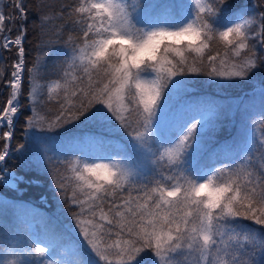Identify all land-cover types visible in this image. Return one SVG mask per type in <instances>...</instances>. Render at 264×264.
Instances as JSON below:
<instances>
[{
	"label": "snow or ice",
	"instance_id": "obj_1",
	"mask_svg": "<svg viewBox=\"0 0 264 264\" xmlns=\"http://www.w3.org/2000/svg\"><path fill=\"white\" fill-rule=\"evenodd\" d=\"M9 6L11 13L0 11V48L15 47L16 59L0 110V183L16 187L34 178V168L44 171L82 237L72 264H264V129L225 159L202 165V137L219 109L206 98L185 99L189 77L230 87L264 67V0L239 10L229 0L150 7L142 0H77L41 14L31 67L24 46L30 9L25 0ZM65 16L66 24L48 31ZM58 56L61 77L42 84L48 59ZM26 72L32 113L26 131L55 134L38 140H55L79 122L123 130L128 146L96 156L82 149L55 162L44 153L23 159L28 173L8 170L9 159L26 156L25 144L13 147ZM45 88L49 100L58 98L51 116L37 109ZM173 111L180 115L174 129L168 125ZM89 139L105 143L103 134ZM59 247L54 238L30 234L0 264H68L55 259Z\"/></svg>",
	"mask_w": 264,
	"mask_h": 264
},
{
	"label": "trees",
	"instance_id": "obj_2",
	"mask_svg": "<svg viewBox=\"0 0 264 264\" xmlns=\"http://www.w3.org/2000/svg\"><path fill=\"white\" fill-rule=\"evenodd\" d=\"M77 0H25L29 10L27 21V38L25 48L27 52V66H32V60L37 56L36 45L40 42V16L47 12H59L62 8L74 5ZM145 7L152 5H171L178 3L179 0H142ZM255 0H229L232 9L239 10L245 5L251 6ZM6 13H11L12 9L5 6ZM65 20H54L48 26L51 31L53 24H66ZM12 36L15 29L19 31V23L13 26ZM69 27L64 30V38H67ZM57 48L63 51V45H57ZM16 59L15 47L11 52L0 48V110L7 103L11 89L6 87L5 81L10 79L12 63ZM63 60L62 56L48 59L47 70L42 73L41 83L46 84L59 79L62 75L57 64ZM27 72L22 85L23 95L21 103L25 106L23 113L18 117L15 124V137L13 147L23 143L26 145V117L30 116V101L28 98L29 84ZM264 67L259 68L250 80L238 81L232 83L230 87H218L216 81H211L206 76L189 77L187 99L206 98L214 105L218 106L219 115L212 119L213 127L210 129L208 138L216 150L204 154L199 158L202 165L211 166L218 158L225 159L234 146L242 144L246 140V135L252 128V123L258 121L260 131L264 129V98L261 97L260 89L264 87ZM41 103L37 109L43 114L54 115L58 111V98L55 94L51 100L48 99L47 89L43 90L40 97ZM180 116L174 120L170 128L174 129L179 122ZM79 123V122H77ZM6 130V129H5ZM92 128L86 130L81 127L60 130V135L55 140H46L44 143H38L34 146L26 145V156H13L9 159L5 167L16 173L18 176L28 173V169L23 166V159H31L41 156L46 149L53 150L47 155L56 160H72L80 154L83 149L87 153L96 155L116 154L121 149L128 146V137L121 131H101L105 143L100 144L89 139L92 134ZM55 135V134H54ZM44 137H47L46 135ZM69 137L76 139L69 144ZM129 152L131 149H128ZM57 152V153H55ZM47 163V160H45ZM31 180L25 179L18 185L20 190H11L0 183V262L11 258L10 251L16 245L26 243L27 228L33 225L34 235L40 233L41 236L54 238L60 245L58 253L55 256L58 260L67 261L72 264L76 256L74 250L82 242L78 240L73 229L75 221L72 219V210L58 199L54 186L50 178L45 175L42 169H33ZM38 177V178H36ZM39 182V183H37ZM45 196L49 204L48 207L41 204L39 200ZM41 202V203H40ZM250 226L260 229L261 226L252 225L251 221L246 222Z\"/></svg>",
	"mask_w": 264,
	"mask_h": 264
},
{
	"label": "rangeland",
	"instance_id": "obj_3",
	"mask_svg": "<svg viewBox=\"0 0 264 264\" xmlns=\"http://www.w3.org/2000/svg\"><path fill=\"white\" fill-rule=\"evenodd\" d=\"M4 4H5V6H9L10 5V0H0V11L5 12V9H3ZM9 8H10V6H9ZM13 26H15V25H13ZM18 33H19L18 29L17 30L15 29L14 35L12 37L14 38ZM209 79L213 82V80L211 78H209ZM185 99H187V97H185ZM170 103L173 105V109H175V107H176V101H175V99H173ZM30 114H32V113L30 112ZM41 114H43V113L41 112ZM179 116H180L179 113H177L175 111H173V112H171L169 114V117H168V125H169V127H170L171 124H173L174 120H176ZM259 123L260 122H258V121H254L251 124L252 125V128H251L250 132L248 133V135H246V139H248L251 136V134H252L253 131H255V134L257 136H259V134H260ZM75 125H76V127H81V128L86 129V130H89L90 128H92L93 129L92 130V134L93 133L98 134L101 131H107V132H109V131H116L114 129H101V128H98V127H94L92 125H85V124H82V123H76ZM75 125L69 126V129L70 128H73V126H75ZM212 127H213V121H211L208 131L202 137V143H203L204 150L201 153L200 157L203 155V153L206 155V154L212 152L213 150H216L215 149L216 147H213V144L210 143V139L207 137L208 134L210 133L209 131H210V129H212ZM45 135L46 136H53L54 134H52V133H42V132H39V130H35L34 133L27 131V134H26V136H27V138H26V145L29 146V147H31V146H34L35 144H38V143H44V139H39L38 140L37 137L43 138ZM52 152H53V150H51V149H46L44 151V153H47V154L48 153H52ZM55 153H57V152H55ZM43 154H41V155H43ZM37 183H39V182H37ZM3 186L4 187H7V188H9L11 190H17V191L20 192V190L18 189V186H16V187L5 186V185H3ZM39 200L42 202V203L41 202L40 203L43 204L44 206H46V207L49 206V204H48L45 196H41V198ZM73 231H74L76 237L78 238V240L81 242L82 241V237L79 235V230L76 227H74ZM27 233L29 235L30 234L34 235L33 225H31L29 228H27ZM29 235H26V233H25L26 241L28 240ZM19 242H21V241H19ZM14 248H16V245H14V247L12 249H14Z\"/></svg>",
	"mask_w": 264,
	"mask_h": 264
}]
</instances>
